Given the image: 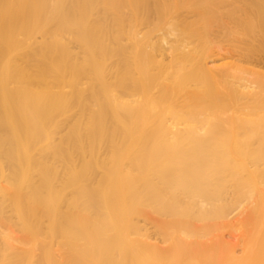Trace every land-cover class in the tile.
Listing matches in <instances>:
<instances>
[{
  "label": "bare ground",
  "instance_id": "1",
  "mask_svg": "<svg viewBox=\"0 0 264 264\" xmlns=\"http://www.w3.org/2000/svg\"><path fill=\"white\" fill-rule=\"evenodd\" d=\"M0 264H264V0H0Z\"/></svg>",
  "mask_w": 264,
  "mask_h": 264
},
{
  "label": "rangeland",
  "instance_id": "2",
  "mask_svg": "<svg viewBox=\"0 0 264 264\" xmlns=\"http://www.w3.org/2000/svg\"><path fill=\"white\" fill-rule=\"evenodd\" d=\"M70 37V35H68ZM66 34L64 35V38L66 39L65 41L68 42L67 44L70 46V48H72L71 50L73 51V53L75 54H78L80 53V47L78 45V43H76V40L72 38V36L69 38ZM71 44V45H70ZM78 51V52H77ZM75 54V55H76ZM81 54V53H80ZM79 56V54L77 55ZM118 59L117 58H112L110 60H108V63H109V66H116L118 64ZM110 70V69H109ZM111 72H112V69H111ZM79 108L75 111L76 113H78L79 111ZM64 120V119H63ZM65 121V120H64ZM149 227V226H148Z\"/></svg>",
  "mask_w": 264,
  "mask_h": 264
}]
</instances>
